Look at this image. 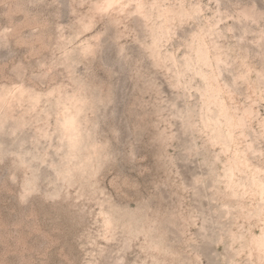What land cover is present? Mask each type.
I'll return each mask as SVG.
<instances>
[{
  "label": "rangeland",
  "instance_id": "obj_1",
  "mask_svg": "<svg viewBox=\"0 0 264 264\" xmlns=\"http://www.w3.org/2000/svg\"><path fill=\"white\" fill-rule=\"evenodd\" d=\"M98 2L0 0V264H260L264 105H255L241 138L236 125L247 119L248 103L221 96L222 114L209 90L201 128L185 136L176 119L184 91L173 88L186 83L185 55L209 82L221 57L231 65L225 73L253 69L247 83L258 100V14L255 23L238 18L244 0H219V9L218 0H143L144 20L128 9L101 16L92 7ZM153 3L188 12L201 4L215 21L219 12L224 38L208 34L198 17L177 27L180 19L161 18ZM206 49L215 61H197L196 51ZM189 103L196 123L200 113ZM58 122H74L75 153L68 139L61 144ZM173 133L180 139L169 146ZM209 140L217 146L201 149L205 165L182 158L181 141ZM69 171L70 179L58 175ZM196 177L207 180L196 185Z\"/></svg>",
  "mask_w": 264,
  "mask_h": 264
},
{
  "label": "snow or ice",
  "instance_id": "obj_2",
  "mask_svg": "<svg viewBox=\"0 0 264 264\" xmlns=\"http://www.w3.org/2000/svg\"><path fill=\"white\" fill-rule=\"evenodd\" d=\"M259 5V7H257ZM97 13H99L101 16H103L106 13L112 12L114 9H119L121 12L123 10L128 9V15L130 16H140L142 19L147 20L148 16L145 12V9L148 7L143 0H128V2H124V0H102V2H98L95 5L92 6ZM183 7V5H181ZM195 8L197 11L193 15L187 16V22H193L196 17L198 16H203L204 13L201 11L203 8V5L201 4H195L192 6ZM217 9L223 7L222 4L218 3L216 5ZM231 7L235 8H241L242 5L241 3H236L234 2ZM152 9H157V8H162L163 11H167V8H165L162 5H158L156 3H153L151 5ZM259 16V19L261 21V50L259 53L260 56V69L257 72V75L260 78L261 81V91H260V97L258 100L254 101L251 88L248 87V80L249 76L251 75V72L253 69L249 68L247 72H241L239 75H235L231 71H228L225 73V70L230 68L231 65L224 60L221 57H217V65H223V68H218L219 74H217V70H214L212 74V80L209 82V79L207 76L203 75L202 73L196 72L195 69L193 68L192 65V57L191 55H185L183 57L185 61V68L187 69V72L180 73V78L185 80L186 83L183 85H177L173 84L174 90H179V88H183L184 91V101H185V106H182L178 109L180 115L176 117V119H180L182 122L183 126V131L185 136L188 133L189 128L195 130L197 128H201V125L199 121H204V111H205V106H206V101L208 100V92L209 90H212L216 93V99L217 102L221 108V113L226 110V105H227V100H221V96H227L228 98H232V103L235 104V99L234 97L237 94L241 95L242 99H245L246 102L248 103V107H245L244 112H245V117L247 119H241L239 123L236 125V127L240 130V137L244 138V130L249 127V121L254 120L255 118V112L253 111V108L257 103L264 105V0H244L243 4V11L239 13L240 17L244 20H251L253 23L256 22V16ZM217 15L221 16V19L218 21H215L213 17H207V19L210 21L209 27H208V34L213 35V36H220L222 39L224 38V34L220 31V25L224 23L223 20V15L221 13H217ZM235 17H231L230 19H234ZM175 23V21H174ZM186 23L185 16L182 15L179 20V24L177 27H181ZM90 27V25L85 26V30ZM227 31H233L231 27H228L226 29ZM201 32H203V29H201ZM246 34V33H245ZM103 35V34H101ZM196 35H199V33H196ZM238 41V43L243 44L244 43V35H241L239 37H235ZM94 39L99 40L100 37L96 36ZM188 48L191 50L193 48V45L191 43L188 44ZM201 48H207L206 44H202ZM221 51H223L221 49ZM89 54L95 55L96 51L95 48H90L89 49ZM196 58L197 61H199L203 56L204 53L201 50H197L196 53ZM250 55V53L248 54ZM248 55L244 57V60L247 61ZM175 62V61H174ZM179 71V69H178ZM188 73H192L191 76L188 75ZM225 74L229 77H231L230 82H225L223 77ZM199 76L200 79L203 81L202 84H197L196 83V77ZM247 87V95H244L245 88ZM199 91L200 95L199 97H195L192 95V93H195ZM195 101L197 105V110L199 111L200 115L197 117V122L193 123V105L189 103V100ZM210 110V106H209ZM231 123V121H230ZM206 124L205 122V129H206ZM60 135H61V144L64 143L65 139H68L69 141V146H68V151L69 153H75L76 150L79 147V141L80 137L78 134L77 129L75 128L74 122L72 123L71 127H69V124L67 122H64L63 124H60L58 122ZM259 128L261 135L264 136V109H262V114H261V119L259 121ZM205 129H201L200 134L203 135ZM230 136L234 137V133L230 131ZM180 137L178 136L177 133H173L171 137L168 138V143L169 146H172V142H175L179 140ZM235 142V141H234ZM208 143L212 145L213 148L217 146V141L216 140H209L207 143L201 145L197 141H193L191 144L189 143H184L181 141V144H183V147L181 149V154L182 158H184L186 161L192 162V161H199L201 165H205L206 161L201 158V149L204 148L205 150L208 148ZM179 147V145H178ZM249 150H251V145H248ZM59 151H63V149H60ZM239 152L237 151L236 155L239 156ZM262 157H264V152L260 154ZM260 168L264 169V159H262ZM63 174L65 176V179H70L72 178V173L71 171L66 172V173H59ZM207 178H201V177H196L194 183L196 185H199L202 183V181H206ZM262 189H264V184L261 185ZM204 188L205 190L208 189V184L205 182L204 183ZM105 226L110 227V222L108 220L105 221ZM262 235L259 238L261 241L260 244V254H261V260L260 264H264V227L261 228ZM40 264H43V262H40ZM67 264H72L71 261H68ZM115 264H123L122 261H116ZM209 264H214V262H209ZM235 264V262H233ZM252 264H255L253 261Z\"/></svg>",
  "mask_w": 264,
  "mask_h": 264
},
{
  "label": "bare ground",
  "instance_id": "obj_3",
  "mask_svg": "<svg viewBox=\"0 0 264 264\" xmlns=\"http://www.w3.org/2000/svg\"><path fill=\"white\" fill-rule=\"evenodd\" d=\"M153 1V0H152ZM160 1V0H159ZM167 1V0H166ZM159 3V2H158ZM157 3V4H158ZM181 3V2H180ZM173 6H170V7H167V11H163V9H161V8H158V12H159V16L161 17V18H164V19H168V18H172V19H180V17L182 16V15H184L185 17H187V16H189V15H193L196 11H194V12H188L187 10H185L183 7H181V5H178L177 6V8L176 9H172L171 7H174V4H172ZM161 9V10H160ZM243 11V10H242ZM242 11H240V12H242ZM198 18H201V20H203L204 22H205V24H207L206 25V27L207 26H209V24H210V21L207 19V17H205V15H203V16H198ZM238 18H241L240 17V15L238 16ZM242 19V18H241ZM240 20V19H239ZM200 35V34H199ZM204 35V34H203ZM200 39V38H199ZM202 42V41H201ZM200 43V42H199ZM205 44V43H204ZM214 46V45H213ZM211 47V46H210ZM201 49V48H200ZM211 49H213V48H211ZM210 49V51H212ZM216 50V49H215ZM204 52V55L206 56V58L208 59V60H210V59H212V56H210V52L206 49V50H203ZM218 51V50H217ZM219 52V51H218ZM217 52V53H218ZM213 54V53H212ZM216 56V55H215ZM221 56V55H220ZM205 58V59H206ZM213 58H215L214 57V55H213ZM217 58V57H216ZM205 59L204 60H202V61H205ZM207 60V61H208ZM212 60H214V59H212ZM215 61V60H214ZM199 62H200V60H199ZM213 62V61H212ZM211 63V62H210ZM209 64V63H208ZM205 65V64H204ZM216 67H217V65H216ZM219 67V66H218ZM210 68V67H209ZM212 70V69H211ZM218 71V70H217ZM214 72V71H213ZM210 73V72H209ZM205 75V74H204ZM210 75V74H209ZM211 106V105H210ZM218 107H220V106H218ZM207 110V109H206ZM212 115V114H211ZM211 117H213V116H211ZM207 118V117H206ZM217 118V117H216ZM216 118H214V119H216ZM209 119V118H208ZM214 119H210L211 121H208V122H210V123H212V121L214 120ZM232 119V118H231ZM239 120H241L240 118H239ZM238 120V121H239ZM215 121H217V120H215ZM214 122V121H213ZM218 123V122H217ZM232 123V122H231ZM230 123V124H231ZM213 125V124H212ZM214 126V125H213ZM214 128V127H213ZM218 128V127H217ZM205 129V128H204ZM213 131H214V129H213ZM216 131H217V129H216ZM205 132V131H204ZM211 133V132H210ZM213 133V132H212ZM227 137H230V135L229 136H227ZM232 137V136H231ZM233 139V138H232ZM231 139V140H232ZM228 149H229V147H228ZM235 160V159H234ZM243 162H246V159L244 158V157H242V163H237V164H243ZM236 168V167H235ZM232 169H234V168H232ZM235 178V177H234ZM233 179V178H232ZM231 179V180H232ZM232 182V181H231ZM260 185V184H259ZM261 186V185H260ZM261 189V188H260ZM262 191V190H261ZM257 241H259V240H257ZM259 244H261L260 242H258ZM258 244V245H259ZM260 246V245H259ZM257 248V247H256Z\"/></svg>",
  "mask_w": 264,
  "mask_h": 264
}]
</instances>
